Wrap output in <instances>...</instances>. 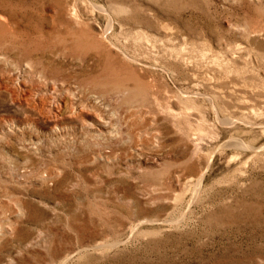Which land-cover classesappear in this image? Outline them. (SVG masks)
Instances as JSON below:
<instances>
[{
    "label": "rangeland",
    "instance_id": "374dc122",
    "mask_svg": "<svg viewBox=\"0 0 264 264\" xmlns=\"http://www.w3.org/2000/svg\"><path fill=\"white\" fill-rule=\"evenodd\" d=\"M0 264H264V0H0Z\"/></svg>",
    "mask_w": 264,
    "mask_h": 264
},
{
    "label": "bare ground",
    "instance_id": "6f19581e",
    "mask_svg": "<svg viewBox=\"0 0 264 264\" xmlns=\"http://www.w3.org/2000/svg\"><path fill=\"white\" fill-rule=\"evenodd\" d=\"M78 110V109H77ZM79 111H81V109L79 108Z\"/></svg>",
    "mask_w": 264,
    "mask_h": 264
}]
</instances>
